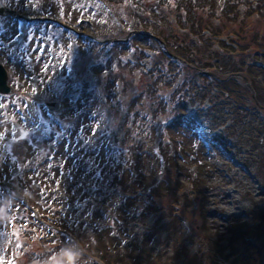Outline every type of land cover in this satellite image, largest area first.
I'll return each instance as SVG.
<instances>
[{
  "label": "rangeland",
  "instance_id": "obj_1",
  "mask_svg": "<svg viewBox=\"0 0 264 264\" xmlns=\"http://www.w3.org/2000/svg\"><path fill=\"white\" fill-rule=\"evenodd\" d=\"M222 3L217 0L215 8ZM156 4L157 0H0V7L11 10L0 14L4 45L0 63L11 88L8 94L0 93V264H55L52 256L47 257L52 247L44 248L36 260L29 251L30 241L18 243L14 228L22 210L38 218L33 203L45 208L51 196L58 199L50 204L55 216L67 212L69 206L63 203L88 198V206L76 203L74 216L64 218L72 229L81 230L80 240L89 244L88 253H82L74 241L76 250L64 264H188L194 255L204 264L210 246L228 252L225 245L231 232L251 222L250 211L264 206V109L251 99L255 96L252 84L264 93V48L250 76L233 75L230 94L222 95L225 84L215 87L199 80L202 88H186L187 104H170L162 93L160 113L150 118L139 107L132 120H122L123 112L133 115L125 99L135 89L124 87L117 76L125 85L132 84L130 76L152 60L139 58L140 52L164 55L160 44L148 46L152 43L147 37H153L161 24ZM250 12L254 18L256 12ZM149 14L157 24L146 27L142 23ZM194 39L201 44L200 37ZM113 42L122 48L127 45L122 54L113 49ZM211 44L216 48L215 42ZM96 46L102 52L101 61L98 55L93 57ZM129 47L138 53L127 69H113L118 55L123 59L133 55ZM179 67L174 61L160 72L167 78L174 74L168 81L173 87L180 79ZM80 79L90 82L83 106H79ZM177 94L185 101L181 92L175 98ZM51 101L60 106L50 112L45 104ZM100 139L112 155L104 179L93 190L81 180L83 167L77 169L72 159L84 153L65 144ZM126 173L128 183L138 174L143 181L136 182L130 192L118 184L106 187L113 175ZM115 215L120 224L114 223ZM91 216L101 218L81 227L72 223H89L86 219ZM44 227L51 231L42 244L57 231L49 222ZM93 230L100 231L97 247L104 260L91 255L100 254L93 248ZM38 233H31V238ZM62 237L61 230L56 238ZM261 239L259 245L264 242ZM69 244L73 246V240ZM255 245L250 242V247ZM25 251H29L26 258ZM229 260L224 264H230Z\"/></svg>",
  "mask_w": 264,
  "mask_h": 264
},
{
  "label": "trees",
  "instance_id": "obj_2",
  "mask_svg": "<svg viewBox=\"0 0 264 264\" xmlns=\"http://www.w3.org/2000/svg\"><path fill=\"white\" fill-rule=\"evenodd\" d=\"M170 1L171 0H157V4L153 6L157 10L156 14L161 15L160 19L157 20V22L161 24L156 25V32L153 37H147L152 43L148 44V46L152 47V45L160 44L164 55L161 53L157 55L156 53L151 56L150 54H146L145 50L144 52L139 51L142 53L139 58L143 59V57H145L146 59H152L150 60V64L147 62L146 64L148 65L145 66L146 68L141 64L142 67L138 73H132L133 75L131 76L129 74L130 70L126 71L131 81L134 80L132 84L125 85V81L117 76V79L124 84V87L131 85V87L133 86L135 89V93L129 96L127 95L125 99L130 103L129 107L133 105V108L130 110L133 115L129 116V114L123 112L121 114L123 121H125V119L127 121L129 119L132 120L139 107H144L143 109H145L150 117H152L155 112L160 113V108H157V106L161 104L158 101H162L160 98L162 93L166 94V101H169L170 104H184L185 102L180 100V94H177V98H175L174 95L181 92L185 98V90L188 86L191 85L195 89L201 87L199 80L209 81V83L213 84L215 87H220V85L225 84V90H223L222 93L223 96L227 92H233L234 86L232 85L234 83L230 82L234 80L233 75L242 73L246 77L250 76V69L255 65L254 60L260 54L259 50L264 48V0H252V5L249 0H223L219 9L215 8L217 7V0H199L200 3L198 5L190 0H178L177 5L175 4L177 0H174L172 3ZM252 10L256 12L254 18H251L250 11ZM148 17L149 18L144 19L142 25L148 27L149 23L157 24L156 20H153L151 14H149ZM194 37H200L201 44L198 45ZM212 42H215L216 48L211 47ZM112 46L114 50L119 49L118 52L122 54L127 45L122 48L118 47V45L113 42ZM209 47H211V51L206 53L205 49ZM96 50L97 46L95 49L93 48L92 53ZM99 51L100 50H97V53L93 56L96 57L98 55L96 57L97 61H101L103 58L102 52ZM132 51L138 53L134 47H132ZM149 56L152 58H149ZM124 58L125 59L119 55L116 57L113 64L114 69H127L132 58ZM154 59L156 60L155 63H153ZM174 61L178 62L180 66L181 75L176 86L172 87V83L169 85L168 81L174 77V74L169 73L167 78L166 74L161 76L162 73L160 72L163 67H169V64L174 63ZM109 63L108 61L106 64ZM202 68H207L209 71L201 72L200 69ZM86 83L89 84L90 82L85 81L83 83L80 79L81 88L78 91L82 94L79 95V97H81L80 102L82 103H80L79 106H83L84 103L88 101V84ZM161 85L162 89L160 87ZM252 90V93L255 92V96L251 97V99L264 109V93L260 92L258 85L252 84ZM206 94L207 93H205L204 96ZM162 112L163 110H161V113ZM139 148H141V146ZM128 175L129 174L126 173L124 176H119L121 178H119L118 175H113L112 179L107 181V186L118 184L123 191L127 190V192H130L132 189H135L136 182L143 181V178L138 174L135 176L132 183H128ZM118 178L120 179L119 182H117L119 180ZM123 199L122 203H125L127 198ZM77 203H79V205L83 203L85 206H88V198L79 200ZM250 213L252 215L251 222L241 223L239 226L235 227L233 233L231 232V237H229L228 243L225 245L228 246V252H223L224 247L214 248V245H212L209 248L210 250H208V255L206 256V260H204V264H212V261L215 260V264H224L230 257H233L229 260L230 264H256L257 262V264H262L264 242H262V245H259V240H262L261 238L264 237V206L259 207L258 210L250 211ZM119 216L115 215L114 223H121V221H119ZM27 218L29 221L37 223L32 219L30 214H27ZM60 218H62L60 219L61 223H57V225L62 229V239L56 238L53 239L51 243L45 242L44 244H42L40 240L42 236L41 238L34 237L30 239L31 247L29 251H31L30 254L36 255V260H39V257H41L44 248L46 250L47 247H52V253L47 257L52 256V263L64 264V260L71 255L72 250H76L74 241L80 245L82 253H88L86 248L89 244H85L80 240L81 235L78 231L81 230L72 229L66 224L63 217ZM91 218L92 219L88 217L86 219L89 220V223L88 221H83L80 224L72 223L73 225L81 227L87 224L90 225V220L97 221V219L93 220L95 217L91 216ZM258 221L263 223L262 227L260 224H257ZM95 225L96 224H94V226ZM65 229H67L68 234L64 232ZM93 231L95 238L93 248L95 251H98L97 243L100 239V231ZM71 240H73V246L69 244ZM250 242L256 245L250 247ZM94 245L96 246L94 247ZM218 245L219 244H217V246ZM29 251L22 253L24 258L29 255ZM98 252H100V254L91 252V255L104 260L101 251ZM187 262L188 264H201V261H199L198 257L195 255L190 256ZM104 263L107 264L108 262L104 261Z\"/></svg>",
  "mask_w": 264,
  "mask_h": 264
},
{
  "label": "snow or ice",
  "instance_id": "obj_3",
  "mask_svg": "<svg viewBox=\"0 0 264 264\" xmlns=\"http://www.w3.org/2000/svg\"><path fill=\"white\" fill-rule=\"evenodd\" d=\"M11 38H9V43ZM3 43H0V48H3ZM71 102V98H70ZM48 131V129H44ZM59 136L60 133H57ZM68 149L77 150L78 153L83 155L73 156L72 159L77 165V169L83 167L84 171L81 175L82 181H87L88 186L93 190L96 189L98 184L104 179V169L109 166V157L112 155L110 151L106 150L105 141L100 139L95 143L85 141L81 144H65ZM87 156V158H85ZM83 186V184H81Z\"/></svg>",
  "mask_w": 264,
  "mask_h": 264
},
{
  "label": "water",
  "instance_id": "obj_4",
  "mask_svg": "<svg viewBox=\"0 0 264 264\" xmlns=\"http://www.w3.org/2000/svg\"><path fill=\"white\" fill-rule=\"evenodd\" d=\"M4 10H5L4 7H0V14H2ZM7 78L8 75L6 69L0 63V93L2 94H8L11 91L10 86L7 84ZM46 105L50 110H56L59 107V103L56 101L47 102Z\"/></svg>",
  "mask_w": 264,
  "mask_h": 264
},
{
  "label": "bare ground",
  "instance_id": "obj_5",
  "mask_svg": "<svg viewBox=\"0 0 264 264\" xmlns=\"http://www.w3.org/2000/svg\"><path fill=\"white\" fill-rule=\"evenodd\" d=\"M224 197H225V198H228L229 196H228V194H227V195H225ZM224 197H223V198H224Z\"/></svg>",
  "mask_w": 264,
  "mask_h": 264
}]
</instances>
